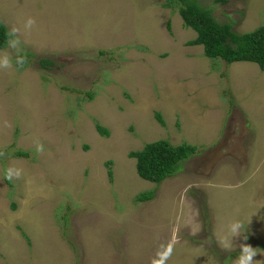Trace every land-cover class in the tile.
Segmentation results:
<instances>
[{
	"label": "rangeland",
	"instance_id": "1",
	"mask_svg": "<svg viewBox=\"0 0 264 264\" xmlns=\"http://www.w3.org/2000/svg\"><path fill=\"white\" fill-rule=\"evenodd\" d=\"M196 1L237 33L264 24V0ZM165 2L0 0L27 57L0 70V264H233L242 243L264 261V73L200 56ZM137 5L150 22L132 31ZM157 139L197 149L155 183L127 153ZM231 221L242 235L224 251Z\"/></svg>",
	"mask_w": 264,
	"mask_h": 264
},
{
	"label": "trees",
	"instance_id": "2",
	"mask_svg": "<svg viewBox=\"0 0 264 264\" xmlns=\"http://www.w3.org/2000/svg\"><path fill=\"white\" fill-rule=\"evenodd\" d=\"M220 1L224 2V0ZM165 5L178 13L184 27L194 31V37L188 39L185 45L199 44L202 46L205 57H218L227 63L253 62L264 73V24L249 32L237 33L231 29L230 22L217 21L212 16L211 7H203L196 0H166ZM7 30L0 19V49L6 45ZM153 116L159 124L163 125V119L158 111H155ZM95 129L98 134L107 135V129L97 123H95ZM196 149L197 147L190 143L171 144L166 139H157L145 142L140 149L131 150L127 155L134 158L135 172L140 178L158 183L163 178L174 174L181 163ZM15 155L26 156L27 154L24 151H15ZM107 174L110 175L109 169ZM191 192L197 191L191 190ZM151 197L152 192L138 196L139 200ZM204 205V197H201L199 207L201 211L205 210ZM201 214L202 218L206 219V214ZM238 253L232 252L229 255Z\"/></svg>",
	"mask_w": 264,
	"mask_h": 264
},
{
	"label": "clouds",
	"instance_id": "3",
	"mask_svg": "<svg viewBox=\"0 0 264 264\" xmlns=\"http://www.w3.org/2000/svg\"><path fill=\"white\" fill-rule=\"evenodd\" d=\"M36 21L33 17H28L23 24L24 32H30L35 26ZM21 29L15 25L8 27V30L5 32V39L7 49L12 51L5 50L0 52V70H8L13 68V57L15 56V65L17 67H23L27 62L26 55H21ZM5 127H10V124L5 121ZM36 151L38 153L43 152V145L37 142ZM5 153L0 151V157H3ZM21 170L12 166H9L5 170L4 178L6 180L18 179L21 176ZM243 225L239 221H231L227 225L228 235L219 240L218 243L224 251H233L236 248V245L233 244V237H240L242 235ZM244 240H247V236L243 237ZM258 252L256 248L252 247L247 243H242L239 245V255L233 261V264H264V261L254 260L253 258L257 256Z\"/></svg>",
	"mask_w": 264,
	"mask_h": 264
},
{
	"label": "crops",
	"instance_id": "4",
	"mask_svg": "<svg viewBox=\"0 0 264 264\" xmlns=\"http://www.w3.org/2000/svg\"><path fill=\"white\" fill-rule=\"evenodd\" d=\"M131 3V2H130ZM140 9L139 10H136V9H132V8H128V6H127V8L126 9H128V13H125V15H122V17H126L127 16V18H128V20L131 22H133V24L132 23H130L128 26H127V28H130V29H132V31L134 30V23H139V25H138V27H141L142 26V24H141V16H144V14H145V12H144V10H141V9H143L142 7H141V5H137ZM67 7H72V6H70V5H67ZM64 8V7H63ZM177 13V12H176ZM178 14V13H177ZM147 15L148 14H146V16H144V22H150V20L147 18ZM106 16V15H105ZM136 27V26H135ZM132 31L130 32V34L132 33ZM139 31H141L142 33H144V29L142 28V30L141 29H139ZM145 34V33H144ZM130 36V35H129ZM143 37H144V39H145V41H146V39L147 40H149V37H147L146 35L145 36H141V35H138V37H137V40L138 41H140V40H143ZM194 37V36H193ZM123 38H125V37H123ZM187 41V40H186ZM186 41H185V44H186ZM68 42V41H67ZM64 43V42H63ZM62 43V44H63ZM196 45H199V44H196ZM189 46V45H188ZM201 46V45H200ZM202 46H201V50H200V52H199V55L200 56H202ZM187 59H189V58H187ZM191 59H195V60H197V58H194V57H191ZM187 143V142H186ZM191 144V143H190Z\"/></svg>",
	"mask_w": 264,
	"mask_h": 264
}]
</instances>
